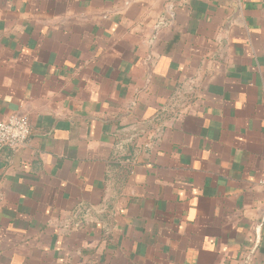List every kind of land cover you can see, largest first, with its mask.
Wrapping results in <instances>:
<instances>
[{
    "label": "crops",
    "instance_id": "obj_1",
    "mask_svg": "<svg viewBox=\"0 0 264 264\" xmlns=\"http://www.w3.org/2000/svg\"><path fill=\"white\" fill-rule=\"evenodd\" d=\"M0 264H264V0H0Z\"/></svg>",
    "mask_w": 264,
    "mask_h": 264
},
{
    "label": "built area",
    "instance_id": "obj_2",
    "mask_svg": "<svg viewBox=\"0 0 264 264\" xmlns=\"http://www.w3.org/2000/svg\"><path fill=\"white\" fill-rule=\"evenodd\" d=\"M30 135V124L25 113L13 112L0 118V149H19ZM258 185L264 190V171L258 179Z\"/></svg>",
    "mask_w": 264,
    "mask_h": 264
}]
</instances>
